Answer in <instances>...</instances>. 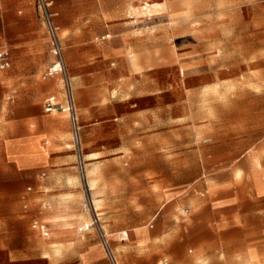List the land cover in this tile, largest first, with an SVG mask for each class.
Segmentation results:
<instances>
[{"label": "rangeland", "instance_id": "rangeland-1", "mask_svg": "<svg viewBox=\"0 0 264 264\" xmlns=\"http://www.w3.org/2000/svg\"><path fill=\"white\" fill-rule=\"evenodd\" d=\"M50 1L63 75L43 78L53 58L37 0H0V43L37 42L16 88L41 106L64 103L68 80L80 143L68 113H32L48 143L36 170L0 175V264H112L101 230L120 264L247 254L258 233L235 159L264 157V0ZM13 66L0 69L8 87Z\"/></svg>", "mask_w": 264, "mask_h": 264}, {"label": "crops", "instance_id": "crops-1", "mask_svg": "<svg viewBox=\"0 0 264 264\" xmlns=\"http://www.w3.org/2000/svg\"><path fill=\"white\" fill-rule=\"evenodd\" d=\"M41 35L44 37L43 33L39 32L40 37ZM44 38L46 39V37ZM2 43H0V46L9 50L11 65L13 63L14 66L11 74L13 83H9L8 87V85L1 83L0 80V175L7 181H15V176H27V174H30L31 169H37L41 161V151L48 143L40 132L33 134L32 113H54L55 111L47 112L45 103L43 108L38 103V100L32 98L30 88H16V76L19 73L26 72L30 54L36 50L37 42L32 39H19L9 43L10 45ZM250 154L254 155V157L252 158ZM235 160L236 162H242L247 167L248 181L245 182L244 190L247 191L249 202L253 205L251 210L253 214V230L258 233V236L249 240V251L247 254H233L219 261L222 264H264V189H261L262 192L258 191L260 181L264 186V157H261V147L249 150L246 158L239 157ZM255 161L258 163L256 164ZM235 183L236 181L234 183L226 181L222 186L227 188L234 186ZM212 187L211 191L216 192V185ZM232 198L234 197L232 196ZM220 202L225 204L226 198H221ZM198 205L205 211L208 208L204 205V200L201 198L198 199ZM36 220L38 219L33 220L31 225L32 228L39 231L34 227ZM220 240L221 244H224L223 239ZM219 242L217 241V243ZM232 244H239V240H233Z\"/></svg>", "mask_w": 264, "mask_h": 264}, {"label": "built area", "instance_id": "built-area-1", "mask_svg": "<svg viewBox=\"0 0 264 264\" xmlns=\"http://www.w3.org/2000/svg\"><path fill=\"white\" fill-rule=\"evenodd\" d=\"M40 9L44 14V20L47 27V31L50 37V53L53 58L52 62L46 68L43 73V78L47 79L56 74L64 73L65 61L63 54V46L60 41L57 29L53 22V12L51 11L52 1L50 0H37ZM11 65V55L9 50L6 47L0 46V69L6 70ZM65 87V102L63 103L61 99L56 96H50L45 101V109L47 112L61 111L66 112L69 115V120L73 129V135L75 137V145H79L80 138V126H79V117L77 106L75 102L74 93L72 87L67 79L64 80ZM34 227H36L43 236L49 235V227L47 224L36 220L34 222ZM88 228V227H87ZM101 240L107 254L110 257L112 264H120L117 257L114 255L109 240L106 234L101 230L100 231Z\"/></svg>", "mask_w": 264, "mask_h": 264}, {"label": "bare ground", "instance_id": "bare-ground-1", "mask_svg": "<svg viewBox=\"0 0 264 264\" xmlns=\"http://www.w3.org/2000/svg\"><path fill=\"white\" fill-rule=\"evenodd\" d=\"M84 227H88L89 228V225H85ZM125 234V233H124ZM124 239H126V238H124Z\"/></svg>", "mask_w": 264, "mask_h": 264}]
</instances>
